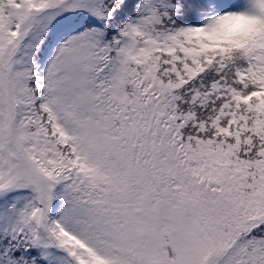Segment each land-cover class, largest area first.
<instances>
[{"label": "snow or ice", "instance_id": "1", "mask_svg": "<svg viewBox=\"0 0 264 264\" xmlns=\"http://www.w3.org/2000/svg\"><path fill=\"white\" fill-rule=\"evenodd\" d=\"M0 264H264V0H0Z\"/></svg>", "mask_w": 264, "mask_h": 264}]
</instances>
